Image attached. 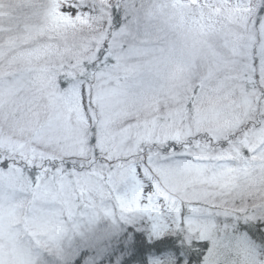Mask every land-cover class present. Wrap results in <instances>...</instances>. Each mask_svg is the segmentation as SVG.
Here are the masks:
<instances>
[{
  "label": "snow or ice",
  "instance_id": "snow-or-ice-1",
  "mask_svg": "<svg viewBox=\"0 0 264 264\" xmlns=\"http://www.w3.org/2000/svg\"><path fill=\"white\" fill-rule=\"evenodd\" d=\"M141 19L136 0H16L0 10V58L42 55L51 32L80 21L102 25L93 54L53 85L54 97L94 114L104 95L146 83L132 62L155 45L126 42ZM249 20L260 46L227 110L187 104L114 149L93 135L90 156L0 154V264H53L47 256L66 242L68 264L77 253L75 264L89 254L94 264H264V0L248 5ZM22 81L0 77V96Z\"/></svg>",
  "mask_w": 264,
  "mask_h": 264
},
{
  "label": "rangeland",
  "instance_id": "rangeland-1",
  "mask_svg": "<svg viewBox=\"0 0 264 264\" xmlns=\"http://www.w3.org/2000/svg\"><path fill=\"white\" fill-rule=\"evenodd\" d=\"M5 1L0 0L3 8ZM8 1L11 6L13 0ZM255 2L136 0L137 6L141 8V26L126 38V42L135 44L148 40L144 34L148 23L146 19L153 17L160 19L163 26L161 30L169 39L166 42H152L155 45L154 51L133 60L132 63L140 65L144 70L146 83L142 87L104 95L97 101L94 114L87 104L81 110L78 100L70 105L58 96L54 97L53 85L62 68L67 70L70 66H79L84 58L88 59L93 54V42L103 38L102 25L93 27L91 23L85 27L79 51L76 49L78 44L61 39L88 24L86 21L51 32L50 46L42 55L30 56L17 49L0 58V77H6L9 81H14L17 76L23 77L22 83L14 86L10 94L0 96V154L34 150L55 157L70 158L68 153L84 149L90 156L91 150L87 148L89 137L98 136L100 144L107 149L120 147L126 139L131 144L139 130L137 126L183 114L189 100L200 113L214 109L227 110L231 103L239 100L240 88L237 82H232L230 77L222 74L224 71H228L229 75L236 73L235 77L240 79L242 70L237 59L255 44L251 39L253 31L243 40L238 33L227 28L221 11L231 7L230 20L244 29L251 25L250 20L247 25L244 21L247 7ZM211 13L222 22V26L214 25L215 18ZM216 36L234 51L233 59L222 54L214 43ZM259 46L257 44L256 48ZM235 54L237 57L234 59ZM206 58L211 60L204 61L205 75H201L198 81V93L194 95L188 91L187 96L182 97L180 87L186 86L187 75L196 71L199 59ZM70 248L71 245L66 242L47 259L53 264H68ZM74 259L75 256L71 258V264H75ZM93 261L90 256L84 262L93 264Z\"/></svg>",
  "mask_w": 264,
  "mask_h": 264
},
{
  "label": "trees",
  "instance_id": "trees-1",
  "mask_svg": "<svg viewBox=\"0 0 264 264\" xmlns=\"http://www.w3.org/2000/svg\"><path fill=\"white\" fill-rule=\"evenodd\" d=\"M15 1L16 0L11 1L13 3L11 6H10V4H8V2H9L8 0L5 1V6H4L3 10H5V11L12 10L13 6L16 3ZM230 9H231V7H226L224 9H222V11H221L222 12V16H223L222 19H226L224 21L225 26L227 28L231 29L233 32L238 33V36L242 37L243 40H246L247 35H250L252 33L251 25L249 27L247 26L246 28L243 29V28L239 27V25L237 23H234L235 21H231L230 19L232 17H231V14H230V11H231ZM211 14L215 18L214 19V25L218 26V27L222 26V22L220 20H217L216 16L213 13H211ZM229 17H231V18H229ZM146 21L148 23H147L146 32L144 34H145V36L147 37L148 40H150L151 42H154V43H157L158 41H162V40L164 42L168 41L169 38H167L166 34H163V31L161 30L163 28V26H162L161 21H160L159 18L157 19V18L153 17L152 19H148V20L146 19ZM90 25H91V23L83 25L80 29L74 30L72 35H66L65 37H63L64 39L62 38L61 40H67V41H71V43L78 44L76 49H77V51H79L81 49L80 48L81 45H79V44L82 42L81 39L84 37L85 32H86L85 31L86 30L85 27H89ZM92 25H93V27L97 26V24H95V23H92ZM102 28H103V26H102ZM166 32L169 33V30L167 28H166ZM255 38H256V43H255V47H256V45L259 44V42H260V34H259L258 29L255 32ZM251 39L253 40V37H251ZM214 43H216L218 48L221 49L222 54L225 55L226 58L233 59L234 51L231 50L225 44V42H223V40L220 39L219 36L214 37ZM250 51L251 50H249V49H247V52L245 50L246 54L244 52V55L243 56H239L238 59H237L238 63H239L238 65L241 68V70H243V66H244V63H245L244 58L248 55V52H250ZM235 57H237L236 54L234 56V59H235ZM84 59H86V58H84ZM210 60L211 59L206 58L205 60L199 59L196 62V66H197L196 71L194 73H192V74H188L187 75L188 76V80L186 81V86L183 85V86L180 87L181 91H183V94H181L182 97H185V95L187 96L186 92H188V91H189V93H193V94H194V92H195V94L198 93V86H199V82L198 81L201 80V75H205L204 74V72H205L204 67L206 66V64L204 63V61H210ZM222 75H224L225 77H230L232 82H237L239 85L242 83V81L240 79L235 77L236 73H235V75L234 74L229 75L228 71H224ZM186 89H188V90L186 91ZM187 104H191L192 105L190 100L185 105H187ZM81 250L82 251H86V249H81ZM90 256L94 259V261L99 259L98 257H94L92 254H89L84 260L80 261V264H85L84 261L85 260H89ZM78 258H79V253L77 254V256H75V259H74L75 262H76V260ZM94 261H93V264H94Z\"/></svg>",
  "mask_w": 264,
  "mask_h": 264
}]
</instances>
